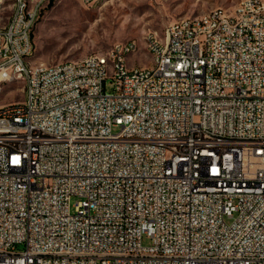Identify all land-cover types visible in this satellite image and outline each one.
Instances as JSON below:
<instances>
[{"label": "built area", "instance_id": "built-area-1", "mask_svg": "<svg viewBox=\"0 0 264 264\" xmlns=\"http://www.w3.org/2000/svg\"><path fill=\"white\" fill-rule=\"evenodd\" d=\"M51 1L0 0V90L24 93L0 106V264H264V0L148 33L134 67V40L35 64Z\"/></svg>", "mask_w": 264, "mask_h": 264}, {"label": "rangeland", "instance_id": "rangeland-1", "mask_svg": "<svg viewBox=\"0 0 264 264\" xmlns=\"http://www.w3.org/2000/svg\"><path fill=\"white\" fill-rule=\"evenodd\" d=\"M241 1L101 0L86 7L80 0H53L33 29L32 60L38 65L78 61L89 54L107 52L114 43L134 40L140 48L137 54L128 56V66H149L152 59L143 45L145 35L157 33L162 37L165 27L175 20L218 7L232 9ZM110 87L109 83L108 91ZM23 98L22 81L2 85L0 106L20 102ZM77 200L76 197L71 200L72 211ZM142 244L151 246L152 240L144 236Z\"/></svg>", "mask_w": 264, "mask_h": 264}, {"label": "bare ground", "instance_id": "bare-ground-1", "mask_svg": "<svg viewBox=\"0 0 264 264\" xmlns=\"http://www.w3.org/2000/svg\"><path fill=\"white\" fill-rule=\"evenodd\" d=\"M99 1L101 0H94V4L98 3ZM155 34V38L156 39H165V31L163 33V36L161 37L159 34L157 33H154ZM106 53H114V45L111 47V49L109 51H107ZM127 59H128V56H123V63H124V66H128L127 64ZM77 64H86V57H84L83 59L81 60H78L77 61Z\"/></svg>", "mask_w": 264, "mask_h": 264}]
</instances>
